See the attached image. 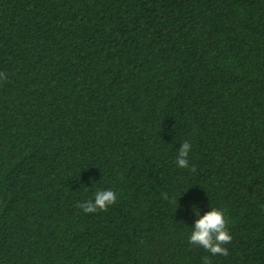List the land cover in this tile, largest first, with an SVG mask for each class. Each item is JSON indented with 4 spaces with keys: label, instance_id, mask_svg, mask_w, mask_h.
Instances as JSON below:
<instances>
[{
    "label": "trees",
    "instance_id": "16d2710c",
    "mask_svg": "<svg viewBox=\"0 0 264 264\" xmlns=\"http://www.w3.org/2000/svg\"><path fill=\"white\" fill-rule=\"evenodd\" d=\"M0 264H264V0H0Z\"/></svg>",
    "mask_w": 264,
    "mask_h": 264
}]
</instances>
